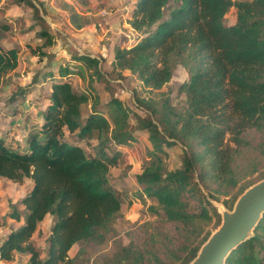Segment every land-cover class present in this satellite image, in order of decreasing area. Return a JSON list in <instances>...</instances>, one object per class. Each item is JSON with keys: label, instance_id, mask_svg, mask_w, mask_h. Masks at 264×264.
I'll return each mask as SVG.
<instances>
[{"label": "trees", "instance_id": "trees-1", "mask_svg": "<svg viewBox=\"0 0 264 264\" xmlns=\"http://www.w3.org/2000/svg\"><path fill=\"white\" fill-rule=\"evenodd\" d=\"M17 1L43 22L35 0ZM132 1L129 26L138 37L130 46L115 47L111 64L116 78L122 80L127 72L148 93L175 80L185 97L184 109L170 105L168 98L134 92L132 107L113 95L100 109L96 98L91 102L88 93L77 91L71 82L83 76V67L91 79L108 84L98 61L87 55L48 57L44 49L54 42L41 27L35 54L39 60L47 58L56 71L48 73L47 106L23 144L8 146L6 136L0 135V179L31 184L5 214L22 224L1 233L6 221L0 220V261L23 255L25 264H78L82 249L69 257L72 247L106 240L122 205L109 172L122 156L116 147L135 140L128 123L134 112L136 129L146 133L150 144L135 176L139 196L154 199L164 223L172 224L178 235L146 231L140 241L119 245L103 264H190L222 220L204 200L201 186L216 202L235 190L230 203H223L232 211L238 197L264 179V0ZM232 8L235 22L226 26ZM70 15L75 29L88 23L86 18L78 21L76 13ZM2 36L0 32V77L18 61L17 49H5ZM64 58L77 62L79 69L62 63ZM65 134L72 139L66 140ZM90 141L95 142L92 153L83 148ZM175 146L182 150L180 165L168 170L167 148ZM254 174L259 178L239 187ZM46 216L52 223L45 256L40 257L31 237ZM223 264H264V213Z\"/></svg>", "mask_w": 264, "mask_h": 264}, {"label": "rangeland", "instance_id": "rangeland-1", "mask_svg": "<svg viewBox=\"0 0 264 264\" xmlns=\"http://www.w3.org/2000/svg\"><path fill=\"white\" fill-rule=\"evenodd\" d=\"M33 3L38 8L39 17L43 22L34 19L28 5L18 3L17 0H0V32L3 34L1 44L5 49L16 48L18 51L17 67L4 77H0V135L6 136L8 146L23 144L25 135L38 122L47 106L48 73H53L56 69L51 68L47 58L39 60V55L35 54V49L41 45L37 36L41 27L48 31L54 42L52 47L44 49L48 57L54 58L55 53H60L64 57L87 55L98 61V70L108 84L95 80L94 76L91 79L90 72L83 67H80L83 76H74L71 82L77 91L88 93L91 102L96 98L100 109H103L113 95L132 107L134 105L132 92L141 97L153 96L157 99L165 97L169 99L170 105L180 110L184 109L185 97L179 92V82L175 80L166 83L159 91L148 93L141 89L139 82L127 72L124 73L125 77L122 80L116 78L111 64L115 47L130 46L138 37L129 26L132 0H35ZM39 3L44 5L43 9ZM71 12L80 17L78 21L86 18L88 23L81 29H75L70 20ZM234 22L235 9L232 8L226 14L224 24L231 26ZM66 61L71 63L68 58H64L62 63ZM71 64L79 67L77 62ZM25 87L31 89L26 95H19L18 91ZM15 96L17 98L12 102ZM128 123L135 140L126 146L116 147L122 156L118 165L109 172V183L121 197L120 212L114 221L112 232L104 242L93 245L82 243L72 247L69 257L75 256L78 250L82 249L77 258L78 264H103L111 258L119 245L138 242L146 231L152 229L167 232L169 236L178 235L172 224L164 223L163 214L157 208L156 201L143 195L139 196L141 188L136 184L135 176L140 173L142 164L147 160L146 151L150 149V144L146 133L136 129L135 112L130 114ZM65 137L66 140L72 139L68 134H65ZM227 143L230 144L228 141ZM89 144V146L83 144V148L92 153V145L95 142L90 141ZM167 151L165 159L167 169L178 168L182 157L181 148L175 146L167 148ZM260 171L264 174V166ZM258 178L254 174L240 182L239 187ZM30 185L28 180L16 184L0 179V220L6 221L1 233H7L8 229H15L22 224V221L16 223L6 218L5 214L9 211L11 203H15L30 190ZM201 193L204 200L218 211V206L225 210L229 209L225 208L223 203L224 201L227 205L230 203L235 190L226 197L220 196L218 202L209 199L207 191L202 186ZM18 209L21 211L22 207L18 206ZM191 209H194V204L191 205ZM51 223V217L46 216L31 237V242L37 248L40 257H44L47 250ZM211 225L208 228L212 230ZM26 260L27 256L15 255L12 261L4 264H25ZM2 262L4 261H0V264Z\"/></svg>", "mask_w": 264, "mask_h": 264}, {"label": "water", "instance_id": "water-1", "mask_svg": "<svg viewBox=\"0 0 264 264\" xmlns=\"http://www.w3.org/2000/svg\"><path fill=\"white\" fill-rule=\"evenodd\" d=\"M220 226L212 232L190 264H223L226 256L252 234L264 213V179L246 189L232 211L218 206Z\"/></svg>", "mask_w": 264, "mask_h": 264}, {"label": "crops", "instance_id": "crops-1", "mask_svg": "<svg viewBox=\"0 0 264 264\" xmlns=\"http://www.w3.org/2000/svg\"><path fill=\"white\" fill-rule=\"evenodd\" d=\"M5 262H2L1 264H4Z\"/></svg>", "mask_w": 264, "mask_h": 264}]
</instances>
